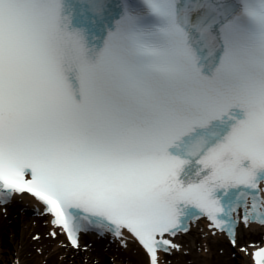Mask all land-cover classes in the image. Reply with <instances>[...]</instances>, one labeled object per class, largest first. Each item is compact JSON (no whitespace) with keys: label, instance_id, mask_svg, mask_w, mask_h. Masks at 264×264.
I'll return each instance as SVG.
<instances>
[{"label":"snow or ice","instance_id":"snow-or-ice-1","mask_svg":"<svg viewBox=\"0 0 264 264\" xmlns=\"http://www.w3.org/2000/svg\"><path fill=\"white\" fill-rule=\"evenodd\" d=\"M262 186L264 0H0V205L160 264L201 218L264 226Z\"/></svg>","mask_w":264,"mask_h":264},{"label":"bare ground","instance_id":"bare-ground-1","mask_svg":"<svg viewBox=\"0 0 264 264\" xmlns=\"http://www.w3.org/2000/svg\"><path fill=\"white\" fill-rule=\"evenodd\" d=\"M50 217L42 214V206L37 203L33 198L26 194L14 196L12 204L0 210V236L7 231V226L13 223H18L20 231L26 238L31 232L38 235V240H28L26 244V251L30 252L31 248L35 245H41L43 256L50 261H55L62 254L61 244L63 242V234L60 233L58 228H54L49 224ZM206 224L197 220L191 226V231L184 235H178L174 238V242L180 245V250H173L170 254L175 257L170 259V264H249L246 257V252L250 248L249 244H260L262 229L249 225L245 227L241 225L238 229V244L234 248L237 252V259L232 260L228 257L227 248L225 247L226 240L221 233L215 235L206 229ZM48 232H56V240L41 239L40 234ZM85 245L88 250L86 256L93 260L95 264H104L102 257L113 256L119 258L121 261H132L141 263L146 256L138 247V245L128 238V246L122 247L120 240H114L110 243L107 239H99L94 236H86L80 242V246ZM254 245V246H255ZM246 251H241V249ZM221 249V250H220ZM18 256V254L16 253ZM181 255V256H180ZM20 256V254H19ZM164 254L160 253V264H164L165 260L162 259ZM80 260V259H79ZM85 260V259H84ZM167 263V261H166ZM10 264H18L17 261Z\"/></svg>","mask_w":264,"mask_h":264},{"label":"rangeland","instance_id":"rangeland-1","mask_svg":"<svg viewBox=\"0 0 264 264\" xmlns=\"http://www.w3.org/2000/svg\"><path fill=\"white\" fill-rule=\"evenodd\" d=\"M40 236V238L44 240H56L52 238L48 232L41 233ZM36 237H38V235L35 232H31L26 238L23 236L22 231H20L18 223L12 222L7 226V231L5 230V233L0 236V264H10L15 261H17L18 264H95L93 260H90L89 256H86L85 253H87L88 248L85 245H81L79 249H72L67 248V245L64 241L61 244L63 251L60 257L55 261L48 262V260L43 256L41 245L33 246L30 252L26 251L27 241L38 240ZM225 248L228 249V257H230L232 260H235L233 255H236L237 252L234 249L228 248L227 244L225 247H221V249ZM174 257L175 256L164 257V264H170V259H173ZM246 257L248 258L247 255ZM102 259L104 264H134L132 261H121L119 258L113 257L112 255L108 257H102ZM138 264H147L145 257L143 258L142 262Z\"/></svg>","mask_w":264,"mask_h":264}]
</instances>
